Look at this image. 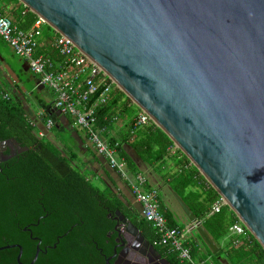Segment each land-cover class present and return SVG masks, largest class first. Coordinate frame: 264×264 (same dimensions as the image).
<instances>
[{
    "label": "water",
    "instance_id": "95a60500",
    "mask_svg": "<svg viewBox=\"0 0 264 264\" xmlns=\"http://www.w3.org/2000/svg\"><path fill=\"white\" fill-rule=\"evenodd\" d=\"M19 1L69 38L150 116L264 249V0ZM22 67L28 70L25 61ZM51 112L78 149L86 150L69 118L55 107ZM15 143L13 153L28 149ZM123 150L145 167L131 145ZM168 191L189 232L220 259L221 249L202 222ZM128 209L141 213L133 203ZM114 214L121 242L105 264H171L124 213ZM133 238L137 257L129 260L123 245ZM39 252L37 245L28 264Z\"/></svg>",
    "mask_w": 264,
    "mask_h": 264
},
{
    "label": "trees",
    "instance_id": "16d2710c",
    "mask_svg": "<svg viewBox=\"0 0 264 264\" xmlns=\"http://www.w3.org/2000/svg\"><path fill=\"white\" fill-rule=\"evenodd\" d=\"M36 18L37 15L27 8L15 22L25 29ZM22 99L23 96L18 93L8 100L0 98L1 136H12L21 146L28 148L9 162L6 174L0 178V247L19 244L22 249L20 262L28 264L33 259L38 242L33 241L22 228L34 221L33 213H36L35 216L41 213L38 207L40 199L47 215L41 218L33 235L42 240V248L55 243L58 235L61 237L54 248H47L45 253L39 252L34 264H103V254L110 253L112 247L105 242L106 233L114 222L108 213L123 208L127 211L128 208L111 194V188L100 190L95 186L77 165V143L51 112L53 104L36 98L37 106L43 110L42 118H36L29 115ZM137 110L138 107L115 86L108 101L96 109L94 126L103 131L109 142H119L130 174L139 170L123 150L124 144L131 145L153 173L161 172L166 164L172 163L171 169L160 175L161 189L164 188L171 202L178 206L168 187L174 190L221 249L220 260L210 253L195 232H188L185 245L189 247L191 258L211 264H264V249L246 228L240 235L231 232V226L239 218L227 204L219 212H211L220 195L180 149L174 148L170 138L153 122L141 127L134 124ZM45 118L52 119V129L66 132L67 137L57 140L52 132L39 137L36 129L43 127ZM38 120H41L39 124ZM121 120L122 127L115 133L113 129ZM32 122H35L34 125ZM74 128L85 143L82 130ZM158 191L160 211L167 224L184 229L164 200L161 190ZM132 219L147 240L152 243L158 239L156 229L141 213ZM235 240L236 244L233 243ZM155 248L171 264H191L180 261L178 254L171 252L168 246L156 245ZM18 252V247L0 249V264H19L16 260Z\"/></svg>",
    "mask_w": 264,
    "mask_h": 264
},
{
    "label": "built area",
    "instance_id": "2783aa9c",
    "mask_svg": "<svg viewBox=\"0 0 264 264\" xmlns=\"http://www.w3.org/2000/svg\"><path fill=\"white\" fill-rule=\"evenodd\" d=\"M44 24L45 21L37 16L29 28L23 29L0 12V37L27 63L29 71L37 76L38 84L52 91L53 108L71 117L73 125L82 130L93 150L103 156L109 166L128 182L135 199L141 203V216L152 224L159 235L153 243L168 246L171 252L178 254L180 261L211 264L191 258L189 247L185 245L187 232L176 226H169L160 211L157 187L149 185L142 172L130 174L119 142H109L103 131L94 126L96 109L108 101L116 86L114 81L66 36L55 30L54 34L44 35ZM9 97L10 92L0 86V98L8 100ZM42 115L43 110L40 109L37 116ZM150 122V116L139 109L134 117V124L141 127ZM34 123L32 122L33 125ZM43 123L41 129H36L39 137H45L54 125L50 118H45ZM174 148H177L176 145ZM225 204V200L219 197L211 212H219ZM230 230L235 235H240L245 232V227L238 219ZM233 243L236 244L237 240Z\"/></svg>",
    "mask_w": 264,
    "mask_h": 264
},
{
    "label": "crops",
    "instance_id": "0c3cea01",
    "mask_svg": "<svg viewBox=\"0 0 264 264\" xmlns=\"http://www.w3.org/2000/svg\"><path fill=\"white\" fill-rule=\"evenodd\" d=\"M26 9H27V7L24 4H22L19 0H0V12L9 16L12 19V21L14 22V24H16L15 20L17 21L19 14H22ZM49 34L50 35L54 34V31H52V33H48V34L46 33L44 35H49ZM0 43L8 46V44L1 37H0ZM9 49L11 50V48H9ZM23 62L24 61L22 60V64H23ZM11 67L12 66L10 65V63L6 62L5 56L3 55V53L0 49V86L2 88H4L5 90L9 91L10 93L21 94L23 96L22 102H25V106L28 109L27 112L29 113V115H32L33 117L38 118L37 117L38 112L34 111L31 108V106H29L27 104V101L24 98V93H23L22 87L17 84L16 76H15V78H14V76L11 77V74H10L12 72ZM25 71H29V69L25 70ZM32 75L34 76V74H32ZM33 76H32V79H33L32 82L35 84L36 89L39 91L43 90L44 86L41 84H38L39 80H38L37 76H34V77ZM1 77L4 78L5 83H3V81L1 80ZM35 80H38L37 84L35 83ZM38 99H43L47 103L53 102V99L52 98L49 99L47 96L43 97V98L41 97ZM33 101L36 103V97L33 99ZM39 110L40 109L38 107V111ZM70 119H71V117H70ZM38 124H39V122H38ZM122 124H123V120L117 121V123H116L117 127H115L113 129L115 133H118L120 131ZM40 126L41 125H39V127ZM49 133H47V135ZM74 141L76 142V140H74ZM86 142L84 143L86 146V150L78 149V144H76V145H77L79 158L81 159V161L83 163L82 169L85 170V172H87L89 174L88 177H89L90 181L95 186H98L99 184L103 185L104 188L98 187L100 190H105V188H111L112 189L111 194H114L116 196V198H118V200H121L122 204H123V202H126L127 200H129L128 202L132 201V203L135 204V206L141 210V206H140L141 203L138 202L134 198V196L132 195V192L130 190L128 182L126 180H124L114 168L109 166L107 160L103 156L97 154L93 150V148L88 144V142L87 143ZM124 145H126V144H124ZM171 167H172V163L169 162L168 164H166V166L164 168L161 169V172L159 171V173H153L152 169H150L146 164H145V167H143V166H142V168L137 167V169L139 170V172H142L145 175L149 185L156 186L158 189L161 190V193L164 197V200L167 202V205L169 206L171 211L174 212L175 216L177 217V221L179 222V224H181L183 226L182 228H184L183 230H185V232H189V228H190L189 222L182 215L181 210H179L177 208V206L175 204H173V202H171V200H169V197L166 195L164 188L161 189L162 185H161V182L159 180L160 175L167 172L169 169H171ZM167 200H169V201H167ZM187 239H188V237L185 236L186 241H187Z\"/></svg>",
    "mask_w": 264,
    "mask_h": 264
},
{
    "label": "flooded vegetation",
    "instance_id": "af4514ba",
    "mask_svg": "<svg viewBox=\"0 0 264 264\" xmlns=\"http://www.w3.org/2000/svg\"><path fill=\"white\" fill-rule=\"evenodd\" d=\"M35 76V75H34ZM33 76V77H34ZM11 95H13V93H10V96ZM39 118H42L41 116H39ZM38 122H41V120H38ZM84 138H85V136H84ZM15 141L18 143V145H20L19 144V142L14 138V137H12V136H10V137H3V136H1V134H0V178L2 177V175H5L6 174V171H7V169H8V167H9V162L13 159V158H15L19 153H21V152H19L18 150H16V152L15 153H13V151H14V149L16 148V143H15ZM21 146V145H20ZM130 187V186H129ZM42 188V187H41ZM131 190V189H130ZM41 194H42V191L40 192ZM132 195H133V193H132ZM134 196V195H133ZM135 198V197H134ZM129 200H127L126 202H123V206L125 207H128L129 208V206L132 204V201L131 202H128ZM136 201V200H135ZM38 207L40 208V210H41V213H38L37 214V216H35L36 215V213H33L32 215H33V220L34 221H31V222H29L28 224H26L23 228H22V230L24 231V232H26L27 233V235L33 240V241H36V242H38L37 243V245L39 246V248H40V252L41 251H43L44 253L46 252V250H47V248H49V247H55L56 246V243H57V241L59 240V238L61 237V235H58L57 236V241L55 242V243H53V244H46L45 246H44V248H42L41 246H40V243H42V240L37 236V235H33V230H34V228H37L38 227V225L40 224V220H41V218H43V217H45L46 215H47V213L46 212H44V211H46V209H45V206L43 205V202L39 199V201H38ZM35 210H38V209H35ZM122 213H124L125 214V216H126V218L127 219H129V220H133L132 218L135 216L134 214H132V213H130V211L129 210H127L126 211V209L125 208H123V209H119ZM115 211V210H114ZM114 211L113 212H109L108 213V216L109 217H111V219H112V221H114L113 222V224H112V228H111V230H109V231H107V233H106V240H105V242H106V244H111L112 245V247H111V251H110V253H108V254H103L104 255V263L103 264H105V258H107V257H109V256H111L112 254H113V248L116 246V245H119V243L121 242V240H120V237H119V240L117 241L116 239H117V233H116V231L114 230V225H115V223H116V220L114 219V217H115V214H114ZM133 222V221H132ZM92 241L97 245V242L92 238ZM111 241V242H110ZM154 242V241H153ZM151 243L154 247L157 245V244H154V243ZM130 244L131 245H126V244H124L123 245V247H125V248H127L126 249V251H125V256H124V258H128L129 260H135V257H137L136 256V253H135V251H134V248L132 247V244L134 245L135 244V241H134V238L133 239H131V242H130ZM11 245H14V246H12V247H17V245H19V244H11ZM36 245V246H37ZM55 245V246H54ZM20 246V245H19ZM21 247V246H20ZM141 246H139L138 248H140ZM101 249V248H100ZM117 249V251H119V250H121L122 249V247H119V248H116ZM155 249H157V248H155ZM21 251H22V249H21ZM158 251V250H157ZM39 254V253H38ZM17 257V256H16ZM37 259V258H36ZM114 259H115V257H113V258H111V261H114ZM16 260H17V258H16ZM20 260V259H19ZM124 261L125 260H123V261H121L120 262V264H123L124 263ZM138 262H140L139 264H143V261L142 260H137ZM18 262V261H17ZM19 264H23V263H21V262H18ZM34 264V263H33ZM145 264V263H144Z\"/></svg>",
    "mask_w": 264,
    "mask_h": 264
},
{
    "label": "rangeland",
    "instance_id": "374dc122",
    "mask_svg": "<svg viewBox=\"0 0 264 264\" xmlns=\"http://www.w3.org/2000/svg\"><path fill=\"white\" fill-rule=\"evenodd\" d=\"M42 31H43V34H46V33L48 34V33H52V31H54V29L52 27H50L46 23L45 25H43ZM9 48L10 47L0 43V49H1L2 53H3V55L5 56L6 62L10 63V65L12 66L11 67L12 72L10 73L11 77L14 76V78H15V76H16L17 84L22 87V90H23V93H24V98L27 101V104L29 106H31V108L34 111L38 112V106L33 101V99L35 97L36 98H41V97L43 98V97H46V96L49 99L50 98L53 99V93L48 87H44L43 90H40V91L36 89L35 84L32 82V80H33L32 79V76H33L32 73H30L29 71H25L23 69L21 58L19 56H17L13 51H11ZM1 80L3 81V83H5L4 78L1 77ZM135 110H136V108H135ZM138 111H139V108H138L137 112ZM137 112H136V114H137ZM51 132H52V135L57 140L60 139V138L63 140L64 138L67 137V133L64 132V131L52 129ZM75 162L82 169L83 163H82L81 159L78 158V159L75 160ZM84 172H85V170H84ZM87 175L89 176L88 173H87ZM97 187L104 188V186L101 185V184H99ZM169 200H171V199H169ZM177 208L179 209L178 206H177ZM187 233H186V237H188ZM207 259H210V258H207Z\"/></svg>",
    "mask_w": 264,
    "mask_h": 264
},
{
    "label": "clouds",
    "instance_id": "9594fccd",
    "mask_svg": "<svg viewBox=\"0 0 264 264\" xmlns=\"http://www.w3.org/2000/svg\"><path fill=\"white\" fill-rule=\"evenodd\" d=\"M68 117V116H67Z\"/></svg>",
    "mask_w": 264,
    "mask_h": 264
}]
</instances>
